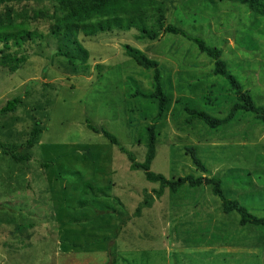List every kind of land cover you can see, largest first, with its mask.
I'll use <instances>...</instances> for the list:
<instances>
[{
	"label": "rangeland",
	"instance_id": "374dc122",
	"mask_svg": "<svg viewBox=\"0 0 264 264\" xmlns=\"http://www.w3.org/2000/svg\"><path fill=\"white\" fill-rule=\"evenodd\" d=\"M157 1L167 25L221 49L228 70L264 107V16L228 0ZM62 15L54 2L0 4V27L14 22L42 35L21 49L0 43V61L3 51L25 58L17 71L0 63V110L22 99L15 112L0 111V264H109V245L116 264H264V229L241 227L237 213L225 214L210 185L185 186L178 194L165 189L158 197L159 185L132 171L126 155L87 124L116 136L138 162L156 125L153 172L169 180L220 178L229 200L263 217L264 125L243 113L215 130L197 119L187 123L188 108L226 118L236 102L227 81L212 75L214 61L180 35L139 41L131 30L80 34L89 60L74 66L58 56L73 46L52 32ZM124 45L159 62L171 99L161 120L155 105L133 96L136 89L154 91V72L130 59ZM36 124L42 134L26 150ZM189 148L207 174L193 164ZM5 149L31 161L16 162ZM85 181L111 186L125 211L112 198L84 197ZM106 207L131 217L117 236L119 217L102 213Z\"/></svg>",
	"mask_w": 264,
	"mask_h": 264
},
{
	"label": "trees",
	"instance_id": "16d2710c",
	"mask_svg": "<svg viewBox=\"0 0 264 264\" xmlns=\"http://www.w3.org/2000/svg\"><path fill=\"white\" fill-rule=\"evenodd\" d=\"M15 1L27 2H54L58 10L63 14L57 20L56 27L53 29L55 36H62L65 42L73 46L72 51H58V56L66 57L71 65H76L79 59L83 65H86L89 60V51L80 42L79 35L83 34L85 37H96L101 34L111 33L113 31L129 32L136 30L138 32L137 39L155 41L164 33L180 35L197 45L199 51L206 54L214 61L213 76L224 78L230 86V90L234 93L236 102L234 103L229 115L226 118H217L210 115L208 112L197 109H187L188 119L187 123H192L194 120H199L206 124L210 129H219L231 121H233L238 114H252L254 117L264 125V107L258 106L248 90H245L243 85L237 78L228 70L226 62L222 59V50L218 48L209 47L204 40L199 37L189 35L184 30L173 25L166 24V17L164 14V5L157 0H0V4L11 3ZM226 1V0H208ZM239 2L246 5L249 10L257 15L264 16V0H228ZM35 31H29L22 28V25H16L10 22L7 25L0 27V43L4 44L5 50L11 48L21 49L26 41H33L37 37H41ZM125 54L132 59L138 66L144 70H153L154 72V91L144 92L136 89L133 96L148 100L149 103L158 109V114L155 120H161L162 116L167 112L171 104L169 92L162 81V72L159 62L150 59L141 50L130 45H124ZM74 52V54L72 53ZM0 61L1 64H8L12 71H17L20 63L25 60L24 57L18 58L12 53H5ZM22 104L21 97H15L9 100L6 105L0 110L3 114L13 113ZM88 127L95 133L103 135L112 145L118 147V150L126 155L130 161V169L132 171H143L147 182L158 184L159 190L156 191L158 197H161L164 190L168 189L172 194H178L187 186L191 189L202 187L203 185H210L212 187V194L219 197L222 201V208L225 214L237 213L239 215V225L241 227L252 226L258 229H264V216L260 217L252 214L248 208L242 206L237 200H229L223 189V182L217 177H195L188 175L177 180H169L162 174H157L151 170L152 164L156 158L157 153V133L156 125H152L148 129L147 152L145 160L138 162L135 155L127 148L122 146L116 136L105 129L99 131L87 121ZM36 124L32 130L31 137L27 140L23 147L26 150L32 149L38 142L39 136L42 134V129ZM188 152L191 156L193 164L200 171V173L207 174L208 170L201 159L197 156L194 148H189ZM3 153L11 157L16 162L31 161L29 155H24L21 150L13 149L11 151L5 149ZM49 168V166H46ZM80 175V173H76ZM84 197L89 198H112L121 211H125L121 200L112 196L111 186L96 187L91 182L85 181L81 186ZM88 201H79V207H89ZM141 206L136 210V216L141 211ZM104 214H117L120 224L115 230L117 236L122 228L130 221L129 216L124 217L123 214L111 207L103 209ZM84 221L72 219V224H79ZM112 246L109 245V256L111 260L109 264H116L115 255L111 253Z\"/></svg>",
	"mask_w": 264,
	"mask_h": 264
}]
</instances>
